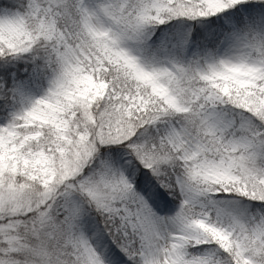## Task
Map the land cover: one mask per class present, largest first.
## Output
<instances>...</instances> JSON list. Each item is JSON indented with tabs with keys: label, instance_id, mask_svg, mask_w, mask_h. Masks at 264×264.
Returning <instances> with one entry per match:
<instances>
[{
	"label": "snow or ice",
	"instance_id": "obj_1",
	"mask_svg": "<svg viewBox=\"0 0 264 264\" xmlns=\"http://www.w3.org/2000/svg\"><path fill=\"white\" fill-rule=\"evenodd\" d=\"M0 264H264V0H0Z\"/></svg>",
	"mask_w": 264,
	"mask_h": 264
}]
</instances>
